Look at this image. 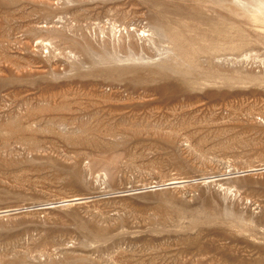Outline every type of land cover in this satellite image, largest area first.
<instances>
[{
  "label": "rangeland",
  "instance_id": "rangeland-1",
  "mask_svg": "<svg viewBox=\"0 0 264 264\" xmlns=\"http://www.w3.org/2000/svg\"><path fill=\"white\" fill-rule=\"evenodd\" d=\"M0 264H264V0H0Z\"/></svg>",
  "mask_w": 264,
  "mask_h": 264
}]
</instances>
